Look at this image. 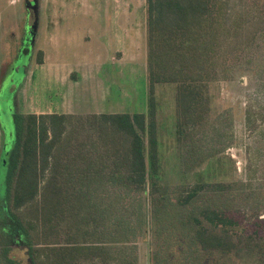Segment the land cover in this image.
Wrapping results in <instances>:
<instances>
[{
  "label": "rangeland",
  "instance_id": "1",
  "mask_svg": "<svg viewBox=\"0 0 264 264\" xmlns=\"http://www.w3.org/2000/svg\"><path fill=\"white\" fill-rule=\"evenodd\" d=\"M66 2L56 9L45 0H0V177L13 143L12 114L150 116L147 0ZM251 5L263 21L249 47L224 46L229 77L205 83L196 123L181 120L177 83L156 84V200L152 205L146 192L129 202L137 232H127L128 247L113 249L107 264H264V0ZM49 22L59 24L52 36ZM86 128L84 136L92 131ZM5 199L0 186V204ZM204 208L237 224L214 227L200 214ZM20 214L32 216L29 207ZM198 220L212 233H228L231 251L204 248ZM5 232L0 223V264H8L5 245L8 256L30 264L29 245L14 236L9 242Z\"/></svg>",
  "mask_w": 264,
  "mask_h": 264
},
{
  "label": "trees",
  "instance_id": "2",
  "mask_svg": "<svg viewBox=\"0 0 264 264\" xmlns=\"http://www.w3.org/2000/svg\"><path fill=\"white\" fill-rule=\"evenodd\" d=\"M251 1L147 0L148 118L145 112H101L87 119L57 112L13 115V143L0 177L6 196L0 223L10 230L9 242L14 236L29 245L30 264H107L113 249L128 247L127 232H137L129 202L146 192L152 205L156 200L155 86L177 83L181 120L196 123L205 83L229 77L231 66L220 58L230 49L224 46L249 47L263 21ZM85 127L92 130L86 136ZM25 207L32 216L20 214ZM200 214L214 227L237 224L213 208ZM199 223L196 238L204 248L231 251L228 233ZM4 247L8 264H22L7 255L11 246Z\"/></svg>",
  "mask_w": 264,
  "mask_h": 264
},
{
  "label": "crops",
  "instance_id": "3",
  "mask_svg": "<svg viewBox=\"0 0 264 264\" xmlns=\"http://www.w3.org/2000/svg\"><path fill=\"white\" fill-rule=\"evenodd\" d=\"M15 0H10V2L11 3H13ZM45 2H48V3H52L53 5H54V8H56V9H61V6H63L64 4H67V2H66V0H45ZM58 4V5H57ZM9 10V7H7L6 8V11H8ZM1 16H0V23H1ZM59 24H57V23H52V24H50V22L47 24V26H45L44 28L45 29H47V34L48 35H50V36H52V34H54L53 32V30H55L56 29V27L58 26ZM95 34V33H94ZM116 34H117V32L115 31V36H116ZM96 35V34H95ZM118 35V34H117ZM115 36H114V38H115ZM90 38H91V33L89 34V33H87V34H85L84 36H83V40H85V39H89L90 40ZM69 112V111H68ZM32 113H38V112H36V111H34V112H32ZM40 113H52L51 111H49V112H40ZM58 113H65V111H63V112H58Z\"/></svg>",
  "mask_w": 264,
  "mask_h": 264
},
{
  "label": "flooded vegetation",
  "instance_id": "4",
  "mask_svg": "<svg viewBox=\"0 0 264 264\" xmlns=\"http://www.w3.org/2000/svg\"><path fill=\"white\" fill-rule=\"evenodd\" d=\"M0 114H1V116H2V113H0ZM12 115H14V114H12ZM2 118L4 119L3 116H2ZM3 121L5 122L6 120H3ZM7 141H8V140L5 141V145H6Z\"/></svg>",
  "mask_w": 264,
  "mask_h": 264
}]
</instances>
